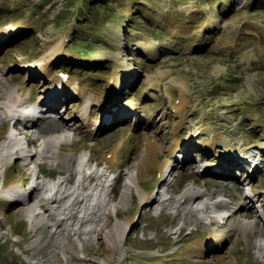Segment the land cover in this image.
I'll list each match as a JSON object with an SVG mask.
<instances>
[{
  "label": "rangeland",
  "instance_id": "rangeland-1",
  "mask_svg": "<svg viewBox=\"0 0 264 264\" xmlns=\"http://www.w3.org/2000/svg\"><path fill=\"white\" fill-rule=\"evenodd\" d=\"M247 1L0 0V100L14 95L31 103L40 102L52 86L38 67L25 65L35 58L46 57L50 74L72 75L82 86L91 88L96 97L88 109L93 119L92 134L84 128L76 135L72 131L69 136L75 141L65 145L63 153L83 161L90 153L93 161L104 169L109 168L113 176L120 170L121 178L115 190L117 202L106 206L108 214L103 215L107 218L101 223L103 234L89 233L78 238L66 230L56 240L66 246L73 242L74 247L67 250L55 249L45 228L34 236L26 209H17L10 202L0 200V264H202L189 256L194 250L193 243L209 239L220 230L216 224H206V219L200 222L191 217L186 206L180 205L178 199L189 187L199 192H214L212 202L223 199L228 203L222 211L212 209L211 214L216 217L240 206L252 213L246 219L241 214L231 216L227 224L250 223L258 218L245 199L246 189L241 187L247 183L264 204L262 171L253 174L252 168L238 164L233 166L231 178L226 179L196 173L189 168L191 164L183 165L185 162L183 166L177 165L181 151L183 154L197 150L214 168L223 170L228 146L264 150V0ZM225 2H231L227 12H223ZM12 29L17 30L4 39L1 33ZM146 47L153 48L157 57L147 58L141 49ZM115 97L117 101L113 103ZM73 101L76 97L60 101L59 105H64L58 108L60 118L69 121L82 108ZM134 120L136 124L130 125ZM60 121L50 124L42 121L33 130L39 128L52 133ZM121 123L127 127L118 131L116 126ZM177 124L182 126L175 133ZM18 127L19 124L12 127L15 137ZM0 128H3L1 193L2 183L11 186L15 180L28 181L33 169L17 161L6 170L8 152L3 154L1 146L7 129L1 122ZM202 129L203 133L199 131ZM215 135L224 138L215 148L217 153L201 152L195 145L203 138L200 136L211 140ZM175 137L180 152L171 159L168 154ZM147 139L162 145L157 164L170 160L175 173L181 172L172 183L173 199L164 208L158 203L148 208L138 207L137 188L130 191L127 187L128 177L137 172L142 161ZM116 146L114 167H109L107 161ZM46 158L49 161L41 168L43 173L63 172V177L75 178L61 159ZM41 161V155L34 157V163ZM188 162L195 163L191 157ZM158 178L155 168L149 178L141 179L145 190L152 194L159 191L157 200L165 182L158 186ZM222 189L224 194L219 193ZM37 196L34 193L30 205H34ZM115 203L119 205V219L111 211ZM196 206L198 202L193 208ZM42 215L45 212L37 217ZM129 216L131 221L127 225ZM259 226L264 229V222H259ZM111 229L117 230L120 242V250L113 255L105 251L104 243ZM237 236L232 238H238L237 244H228L222 256L233 255L237 264H263L257 258L255 246L262 239L258 240L251 231L247 239L241 230ZM35 245L36 249L31 248ZM215 250L216 247L209 249L206 258Z\"/></svg>",
  "mask_w": 264,
  "mask_h": 264
},
{
  "label": "bare ground",
  "instance_id": "bare-ground-1",
  "mask_svg": "<svg viewBox=\"0 0 264 264\" xmlns=\"http://www.w3.org/2000/svg\"><path fill=\"white\" fill-rule=\"evenodd\" d=\"M247 0H244V3H247ZM231 3V2H230ZM229 2H225L223 4V12L226 11L228 6L230 5ZM227 12V11H226ZM220 20V19H219ZM218 22V21H217ZM17 29H12L8 30L4 33H1L6 39L7 37H10V35H13L14 32H16ZM2 38V39H3ZM131 48V47H130ZM135 49V48H134ZM139 49V48H136ZM143 49V53L146 54L147 58L152 59L154 57H157V52L153 48H141ZM128 50V49H127ZM127 60L131 59L129 57H126ZM88 59L87 61H89ZM92 60V59H91ZM90 60V61H91ZM93 61V60H92ZM25 67L28 68H33V67H38L39 70L41 71V74L44 76H47V81L49 84H51V88L49 92L46 94L45 97L41 98L39 101L43 100L44 103L49 102L51 105L50 99L48 97L56 96L59 101H66L69 99V97H76V101L78 102V105H81L82 108L78 109V113L69 121H66L60 118V124L57 125V127L52 128V132H60V133H67L63 136H59L57 138H49L46 139L44 142V148L43 151L46 150L47 153H52V155H48L46 157L48 158H54V159H61V163L66 165L67 167H71L74 164V156L69 155V154H64L63 151L65 150V147L62 145L61 142H65L63 140H67L68 134H70L72 131L73 135H76L77 133H81L83 128L90 134H92V129L90 127V122L93 120L89 114L90 110L89 106L91 103H93L96 100V97L92 95V90L89 87H84L78 82V87L72 91V88L75 87V85L70 84L67 82L65 86L61 89L58 90V83H59V78L56 77V73H49V64L48 60L46 57H40V58H35L32 62H26ZM134 73V72H133ZM133 75V74H132ZM69 78L75 79L72 75H69ZM167 93V91H165ZM52 99V98H51ZM117 98H114L113 103H116ZM73 101V102H76ZM37 101L34 100V102L30 103V100H24L20 98L19 96H9L4 98L2 101L0 100V122L2 127H6V131L8 132L10 130L11 135L6 136V139L9 142V147L11 150L14 148H17L14 151H10L9 153L6 154V160L9 159L10 156H16L18 157V152H24V147L21 146L20 140H17L15 135L12 133V127L16 126L19 124L20 119V114L17 112L15 114V109L18 107L26 106V105H37ZM112 105V103H111ZM64 106V105H63ZM62 106V107H63ZM63 110V109H62ZM109 111V108L107 107L106 109ZM105 110V111H106ZM104 111V112H105ZM106 113V112H105ZM139 117H142V114H138ZM13 122L12 127H10V123ZM137 120L132 121L130 125L136 124ZM127 124L121 123L116 126L118 131L126 129ZM182 126L177 124L175 126L174 132L178 130V127ZM201 128H204L202 126ZM50 129V128H49ZM3 128H0V133L2 132ZM27 130H33V129H27ZM201 133L204 132V129L199 130ZM110 133V132H109ZM111 134V133H110ZM201 140H197L195 142V145L198 147V149L201 152L204 153H217L218 150L215 149L217 146H220V143L222 144L224 142V138L219 135L213 136L211 140L209 138H206L204 136ZM205 139V140H204ZM75 141V138L73 142ZM27 142H31L30 139H28ZM33 143H36L32 140ZM177 139L176 137L174 138V141L172 142V147L169 149V158L172 159L173 154L180 152L179 151V145L176 146ZM60 143V144H59ZM59 144V145H58ZM145 145V150H144V155L142 158L141 163L137 166V175L133 180L134 187L137 188L138 195H139V206H144L146 208L151 207L158 203V206L161 208L166 207L167 201H169L171 198L166 197L162 201L157 200V196L159 195V191H157L155 194H152L151 191H147L144 189V187L141 184V179H147L150 176V172L157 168L158 173H159V178L157 183L158 186L165 181V178L167 177V174L165 176L166 170H168L170 167V173L173 172L175 169L171 166L172 161H166L163 164H157V158L158 155L162 149V145L153 139H147V141L144 143ZM191 145V144H190ZM119 146V145H118ZM118 146L115 147L113 150L112 157L107 161L109 167H114L115 159H116V152L118 149ZM182 147V146H181ZM225 148V147H224ZM56 149V150H53ZM197 149V148H196ZM227 152L223 156V163L227 164L223 170L219 171H211L209 163L205 164L202 171L203 174L208 173L210 175L216 176L218 178H226L230 179L232 176L233 172V166L236 165L238 167V159L232 155L230 152L233 151L234 146H228ZM241 150H237V152H240ZM252 152H256L260 157L261 160H258V156L252 154ZM252 152H246L247 156V161H250V164L252 165V173L257 174L258 172L262 171L264 173V150H253ZM185 153V154H184ZM183 154H180L177 159L181 161L178 162L177 160V165H182L184 162L188 161L189 157V151H185ZM249 153V154H248ZM182 155L184 157H182ZM189 157V158H188ZM245 157V156H244ZM168 160V159H167ZM176 163V160L174 161ZM195 162V161H194ZM229 164V166H228ZM31 164H24V167L29 168ZM208 167V168H207ZM7 169V168H6ZM178 169V168H177ZM221 171V172H220ZM223 171V172H222ZM251 174V173H250ZM231 175V176H230ZM249 178V176L247 177ZM88 178H84L83 180H87ZM95 179H91V182H93ZM65 181L67 179H64L63 181H58L57 184L55 185L53 192L49 194L48 196L45 197H39L37 200L35 199L34 205H30L33 202V195L34 193H37L40 191L42 188L39 187L41 186L40 183L36 185V187L31 188L28 186V181H18L15 180L11 186H7L5 184L2 185L1 193H0V200L10 202L13 204L17 209L19 208L20 210L26 209V211L30 215V221L32 225V229L34 232V236H36L42 229H47L49 236L51 237V242L52 245H54L55 249H60L64 248L65 250L69 249L70 247H74V243L72 242L70 245L66 246L61 242H57L56 238L61 235L64 231H69L70 235L72 234L73 236L80 237L81 235H87L89 233H97V234H103V225L101 223L104 221V216H107L108 212H102L100 214H97L96 211L92 210L90 214L86 213V207L84 205V201L86 198L89 196L88 194H84L83 190L86 189V184L83 183L81 188H76L73 191H69L70 188H68L67 184H65ZM247 181V180H246ZM156 185V186H157ZM193 186V185H192ZM172 187V183H170L169 189ZM188 187V186H187ZM63 190V191H62ZM63 193V195L59 196V198L56 197V194L58 193ZM114 192V190H112ZM13 192V194H12ZM220 194L225 193V189H222L219 191ZM218 193V194H219ZM215 193H208V192H199L195 191L193 188L189 187L187 190L181 195V197L178 199V202L180 205H185L186 206V213L189 214L191 217L195 218L196 220L202 222L204 219H206V224H216L218 227V230H220L219 234L213 235L211 234V237L209 239L205 240H198L197 242H194V250L190 253V257L192 258L193 261L202 263V264H237L236 263V258L231 255L226 258L225 256H222V252L225 251V249L229 246L228 244L231 243V245L235 246L237 244L236 239H232L233 235L237 236V231L241 230L243 233V236L245 239L248 237L249 231L254 233L257 237L258 240L264 238V229L258 227L257 222H251L248 223L247 221L244 223L240 222L234 225L233 224H227L226 220L230 218L231 216L241 214L242 218H249L251 216L250 210H248L246 207L240 206L238 209L234 210L233 212H229L226 215H220L219 217H216L215 215H212L211 212H219L224 209H227V202L224 201H216L213 205L210 202L213 199V195ZM13 195V198H9ZM26 197H28V201L26 203H23L26 200ZM225 197V196H224ZM126 197H123L125 199ZM69 200L70 203L66 206L65 202ZM223 200V199H222ZM101 199L99 195L95 198L96 205L99 208L102 205V210L106 208V206L110 205L112 200L109 198L105 202L102 201L101 204ZM198 202V207L193 208V205ZM58 204V208L56 212H49V205L50 204ZM200 203V204H199ZM25 207V208H24ZM114 208L119 207L117 203L113 205ZM45 209V215H42L41 217H37L39 214L37 213V209ZM101 208V207H100ZM112 208V207H111ZM246 209L247 211H242ZM212 209H214L212 211ZM83 211V213H82ZM110 211V209H109ZM264 211V208H263ZM100 212V211H99ZM82 213V214H81ZM85 214L87 216L85 217ZM104 214V216L102 215ZM58 215H61L62 217H58ZM116 218H120V209L117 211ZM131 217H127L126 219V224H130ZM243 220V219H242ZM79 223V227L73 228L74 224ZM87 225H93L91 229L85 230V227ZM101 225V226H100ZM117 231V230H116ZM116 231L111 229L108 232V237L105 239V251L110 252V254H114L120 250V242L117 238ZM33 236V237H34ZM69 236V235H68ZM123 246V245H122ZM257 252L259 253V256H257L258 259L264 264V243L263 242H256L255 243ZM216 250L211 253L212 256L209 258L205 256L206 252L211 249L215 248ZM70 248V249H71ZM85 250V249H84ZM88 250V249H87ZM86 251V250H85ZM89 260V259H88ZM96 263V260H91ZM220 261V262H219ZM219 262V263H218Z\"/></svg>",
  "mask_w": 264,
  "mask_h": 264
},
{
  "label": "trees",
  "instance_id": "trees-1",
  "mask_svg": "<svg viewBox=\"0 0 264 264\" xmlns=\"http://www.w3.org/2000/svg\"><path fill=\"white\" fill-rule=\"evenodd\" d=\"M77 36V35H76ZM80 54H86V52H83V51H79Z\"/></svg>",
  "mask_w": 264,
  "mask_h": 264
}]
</instances>
